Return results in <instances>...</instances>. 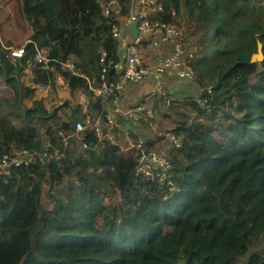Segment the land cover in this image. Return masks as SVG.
<instances>
[{"label":"trees","instance_id":"16d2710c","mask_svg":"<svg viewBox=\"0 0 264 264\" xmlns=\"http://www.w3.org/2000/svg\"><path fill=\"white\" fill-rule=\"evenodd\" d=\"M116 1L127 17L132 0ZM160 2L165 23L185 15L201 90L184 101L196 116L169 131L183 137L170 154L172 190L137 178L136 153L89 130L86 149L76 139L63 148L57 134L86 118L83 104L46 109L34 97L60 76L102 119L109 108L87 80L99 84L102 52L120 62L117 17H103L98 0H19L30 35L20 57L0 47V86L11 92L0 98V154L39 152L47 137L63 157L0 177V264H264V0ZM36 49L47 65L35 64ZM28 69L33 86L21 80ZM117 75L111 66L107 80Z\"/></svg>","mask_w":264,"mask_h":264},{"label":"built area","instance_id":"2783aa9c","mask_svg":"<svg viewBox=\"0 0 264 264\" xmlns=\"http://www.w3.org/2000/svg\"><path fill=\"white\" fill-rule=\"evenodd\" d=\"M101 1L100 8L103 17L121 16L120 6L116 0ZM131 7H133L132 10ZM131 7L128 20L130 24L135 23L137 26L136 38L129 41V36L123 37L119 33L118 24H112L111 26L112 37L118 42V50L120 53H124L123 62L114 64L112 60H107L106 53L102 52L99 59L101 67L99 84L94 85L95 82L93 80H87L93 97L100 98L101 102L109 108L107 113L102 119L88 115V101L82 92L81 95L84 99L83 112L87 114L86 118L82 122H76L72 131L59 132L57 136L62 138L63 148L70 146V141L76 139L80 142L81 147L86 149L88 146L83 142L81 135L82 132L89 130L94 133L100 143L110 142L118 146L122 152L136 153L134 175L137 178L155 182L159 186H165L172 190L174 189L172 181L173 163L170 154H167L166 150H163L161 146L158 149L153 147L152 145L155 143L145 138L144 134H139L129 142L121 143L120 139L117 140L113 136L112 129L119 116L124 119V122L130 123L133 128L137 129L141 123L150 122L158 115L157 110L148 103V100L159 94L162 97L165 96V90L160 80L167 72L172 71L179 80L194 82V72L190 66L193 57L192 51L185 44L179 28L174 24L163 21L161 16L163 6L160 0H132ZM172 15H174V12H172ZM144 39H149L151 45L155 48L150 65L143 62L139 47V44ZM167 45L172 46V48H168ZM22 55L23 48L12 50L10 53V57H20ZM33 59L36 65H47V51L45 49H36ZM62 66L68 71L73 70L71 62H67ZM111 66L117 71L118 75L115 80L108 81L106 74ZM150 76L156 80V83L148 92L147 98L128 104L125 113L122 114L120 108L123 91L130 86L141 83ZM57 78L62 80L59 76ZM59 85L64 89L63 81ZM33 87L36 88L35 92L41 93L42 90H51L52 86L35 85ZM205 103L206 100L203 99L199 105L203 106ZM105 127L110 130L105 129ZM124 134L128 137L132 135L129 130L125 131ZM165 137L172 150L180 148L183 144L182 136L168 132ZM62 157V151L52 145L45 137L44 144L39 152L15 149L9 153L0 154V177L3 179L7 178L13 168L21 165L36 162L44 164L50 159L60 160Z\"/></svg>","mask_w":264,"mask_h":264},{"label":"rangeland","instance_id":"374dc122","mask_svg":"<svg viewBox=\"0 0 264 264\" xmlns=\"http://www.w3.org/2000/svg\"><path fill=\"white\" fill-rule=\"evenodd\" d=\"M177 20L179 22L178 27L183 38L190 41V37L188 35L189 30L184 13H181ZM29 35L30 30L27 23L22 18L19 0H0V47L6 51L21 49L23 48L24 44L28 42ZM191 45H189L188 48H190L192 51L193 48ZM258 55L261 57L260 53ZM255 61L259 60L256 59ZM32 77V72L30 69H28L26 70L25 75L22 76L21 80L25 86H31L32 84L30 81ZM57 77L58 76H56V78ZM57 83L58 81L56 80V84L54 87H51V90H42L41 93L43 94L40 92H35V99H46L44 105L46 104L47 108L56 106L58 103L62 104L66 101L70 103H73V101L75 102L77 98L71 96V94H65V90H63L62 86ZM10 94V90L4 88V86H0V98H8L10 97ZM188 94L193 95V97L195 96V99L201 96V90L197 86L196 82L192 81V84L182 86V88H180L178 91H175L174 95L172 93L171 96L175 98V102H171L170 108L167 109L166 107H157L156 109L158 115L152 121L144 122L139 125V129L142 133H144L145 138L150 139L151 142L155 143L152 146L157 149L160 148V146L161 148L163 147V150H166L167 154H171L173 150L166 140L165 134L171 131L174 125L179 124L183 120L190 122V120L196 116L195 112L189 106L187 107L185 105H181L182 103L179 101ZM152 100L155 101L156 96H153ZM158 100L159 99H157V102L160 101ZM22 103L29 107L31 101L23 100ZM63 113L64 116L68 117L70 112L65 110ZM11 121L16 127L17 120L11 119ZM105 129L110 130L108 127H105Z\"/></svg>","mask_w":264,"mask_h":264},{"label":"crops","instance_id":"0c3cea01","mask_svg":"<svg viewBox=\"0 0 264 264\" xmlns=\"http://www.w3.org/2000/svg\"><path fill=\"white\" fill-rule=\"evenodd\" d=\"M98 1H99V3H102L101 0H98ZM132 8L133 7H131V10H132ZM117 20L119 21L118 22L119 33L123 37L129 36V41L131 39H133V37L130 35L131 24L129 23L128 16L127 17L118 16ZM174 25H176V24H174ZM139 47H140V51H141L143 62L145 64H147V65H150L152 63V54L155 52L154 46L151 45L149 39H144L139 44ZM167 47L168 48H172V46H170V45H167ZM14 58H17V57H14ZM25 72H26V70H25ZM56 80L58 81L57 84H61L62 81H63V83H64V89L63 90H65L64 93L65 94L66 93L70 94L68 87L65 85L66 84L65 81L64 80H60L58 78H56ZM160 82H161V85H162L163 89L165 90V96L162 97L159 94V95L156 96V100L155 101L152 100L153 97H151L148 100V103L151 104L153 106V108H155V109L157 107H159V108L166 107L167 109L170 108L171 107V105H170L171 102H173L174 99H175L173 96H171L172 93L174 95L175 91H178L180 88H182V86H185V85H188V84H192V82H185V81L177 79V77L175 76V74L172 71L167 72L162 77ZM155 83H156V80L153 77L150 76V77H147L141 83L133 85V86H130L129 88L125 89L123 91L122 98H121V102H122V105H121V108H120L121 113L122 114L125 113L128 104L134 103V102L142 100V99L145 100L147 98V96H148L147 95L148 92L151 90L152 86ZM31 86H33V85H31ZM190 96H193V95L188 94L186 97H184L181 100H179L180 103H182L181 105H184V101L186 100L187 97H190ZM73 97L77 98L75 100V104H79V105L83 104L84 99H83L81 93H77V94L73 95ZM67 98H68V96H67ZM157 99H159L160 101L158 100L159 102H157ZM45 101H46V99L43 98V104L45 103ZM166 101H167V104H166ZM146 102H147V100H146ZM60 104L61 103H58L56 106H59ZM44 106H45L46 109H48L46 104ZM164 115H166V114H164ZM134 129H136V128H133L130 124L129 125L128 124L124 125V119L121 116H119L118 119L116 120L114 128L112 129V134L117 140L120 139L121 143H125V142H129L130 140H132L134 137L138 136L139 134H141V135L144 134V133H142L140 131L139 127H137L136 130H134ZM127 130H129L132 133V135L129 136V137L124 134V132L127 131Z\"/></svg>","mask_w":264,"mask_h":264},{"label":"water","instance_id":"95a60500","mask_svg":"<svg viewBox=\"0 0 264 264\" xmlns=\"http://www.w3.org/2000/svg\"><path fill=\"white\" fill-rule=\"evenodd\" d=\"M136 34H137V26L135 23H132L131 24V31H130V35L133 37V38H136ZM261 54V51H260V47L258 48V52L253 54L252 57H251V61H255L256 59H258L259 61L262 59V55L261 57L258 55V54ZM124 60V53L121 52L120 53V64L123 62Z\"/></svg>","mask_w":264,"mask_h":264}]
</instances>
